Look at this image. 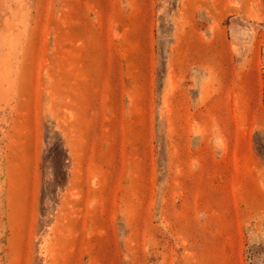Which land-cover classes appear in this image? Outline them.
Listing matches in <instances>:
<instances>
[{"label":"rangeland","instance_id":"rangeland-1","mask_svg":"<svg viewBox=\"0 0 264 264\" xmlns=\"http://www.w3.org/2000/svg\"><path fill=\"white\" fill-rule=\"evenodd\" d=\"M0 264H264V0H0Z\"/></svg>","mask_w":264,"mask_h":264}]
</instances>
